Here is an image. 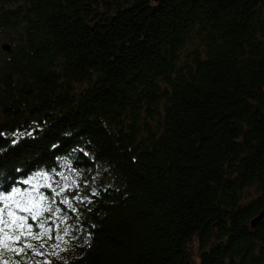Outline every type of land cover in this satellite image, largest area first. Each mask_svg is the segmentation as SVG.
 <instances>
[{"label": "trees", "instance_id": "obj_1", "mask_svg": "<svg viewBox=\"0 0 264 264\" xmlns=\"http://www.w3.org/2000/svg\"><path fill=\"white\" fill-rule=\"evenodd\" d=\"M33 184L56 264H264V0H0V194Z\"/></svg>", "mask_w": 264, "mask_h": 264}, {"label": "snow or ice", "instance_id": "obj_2", "mask_svg": "<svg viewBox=\"0 0 264 264\" xmlns=\"http://www.w3.org/2000/svg\"><path fill=\"white\" fill-rule=\"evenodd\" d=\"M41 175L47 179L46 174ZM43 186L52 188L48 183ZM39 187L33 184L32 190L15 188L9 194H0V264H51L50 259L39 261L34 258L58 257L67 250L61 246L69 243L67 238L72 228L67 221L70 217L60 215L61 209L54 207L55 197L50 200L49 196L40 192ZM68 187L65 184L59 191L52 188V192L60 196ZM74 199L90 203L87 198L76 196ZM61 202L72 212L78 211L72 200L65 197ZM46 213L49 215L46 216ZM30 220L32 223H29ZM50 240L54 243L49 246ZM49 247L51 251H46Z\"/></svg>", "mask_w": 264, "mask_h": 264}, {"label": "water", "instance_id": "obj_3", "mask_svg": "<svg viewBox=\"0 0 264 264\" xmlns=\"http://www.w3.org/2000/svg\"><path fill=\"white\" fill-rule=\"evenodd\" d=\"M2 49L6 52H9L10 51V46L8 44H4L2 46ZM264 217V212H262L258 217L254 218L252 221H251V226L254 228L257 226V224L262 220V218Z\"/></svg>", "mask_w": 264, "mask_h": 264}, {"label": "rangeland", "instance_id": "obj_4", "mask_svg": "<svg viewBox=\"0 0 264 264\" xmlns=\"http://www.w3.org/2000/svg\"><path fill=\"white\" fill-rule=\"evenodd\" d=\"M50 246V244L48 243ZM46 251H51V247L47 248ZM43 259H50L51 264H56L58 260H62V257L59 255L58 257H43Z\"/></svg>", "mask_w": 264, "mask_h": 264}]
</instances>
